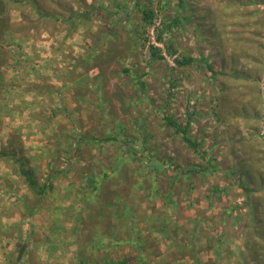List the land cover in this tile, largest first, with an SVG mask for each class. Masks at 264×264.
Listing matches in <instances>:
<instances>
[{"label":"crops","instance_id":"1","mask_svg":"<svg viewBox=\"0 0 264 264\" xmlns=\"http://www.w3.org/2000/svg\"><path fill=\"white\" fill-rule=\"evenodd\" d=\"M198 1L165 0L162 3L160 8L173 11L167 18L170 37L186 38L185 27L198 32L196 27L200 23H196L195 13L191 12L193 4L196 8ZM263 6L259 4L262 10ZM21 21L20 17L15 21L9 19L0 33V152L7 154L0 159V164L7 159H12L13 163L22 161L32 172V162L40 164L42 159L59 162L62 158L64 163L59 162L57 169L56 166L50 167L48 176L41 180L40 185H43L53 175L50 180L52 189L42 199L34 197L22 179V207L8 209L4 212L6 214L0 215V221L3 220L0 222V264H119L124 261L126 264H223L224 259H228L226 264H237V260L230 259L233 257V230L228 219L231 217L235 221L240 217L232 208L231 198H227L229 192L230 196L235 195L232 184H236L245 195L246 215H251V222H255L251 227L256 233L254 239H264V151L248 154L253 163L249 168L242 164L247 153L237 154L241 159L230 165L232 170H237L234 183L225 178L214 180L216 174L210 172L213 166L202 168L192 164L184 167L178 177L173 175V179H168L164 192L160 187L163 178L159 175L163 164L154 159L153 151L149 155L145 153L146 145L151 146L152 141L147 138L144 142L141 125L135 124L132 128L120 120V136H134L124 148L134 149H121L118 159H115L118 154L112 144L93 145L99 138L96 128L89 124V117L96 110L105 112L112 98L100 97L104 85L96 82L100 80L98 77L92 88L90 83L95 73L84 64L60 72L55 70L53 62L58 61L57 57L65 58L55 47L49 50L53 62L43 60V63L41 60L40 70L32 71L35 54L31 48L37 39L47 37V34L32 40L40 33L9 29L10 25ZM103 25L94 23L90 28L94 32L92 35H95V28H103ZM126 35L122 33L121 36L125 38ZM48 36L60 39L63 34ZM61 40L70 46L71 39ZM14 44L18 49L10 50ZM64 63L70 64L65 59ZM48 96H58L61 109L48 114L44 109V99ZM37 125L41 134L38 137L48 134V139L41 143L32 137L35 131L32 127ZM146 156H151L152 163L147 162L149 165L145 167L143 158ZM104 158L108 159L106 163L102 161ZM237 164L240 167H236ZM8 170L10 168L6 167L2 171ZM118 171L130 182L131 197L134 195L140 199L134 207L130 206L126 191L113 193L112 197L109 192L96 196L87 191L86 185L99 180L104 173L107 177L101 183L115 191L121 184L117 186L116 183L122 178L118 177ZM131 182H134L133 187ZM180 183L183 189L177 192L175 189ZM244 188L249 193H245ZM30 195L35 198L33 204ZM163 195V202H166L160 204L159 197ZM149 202L154 208L147 206ZM133 214L135 223L130 221ZM11 217H20L22 223H14L15 219ZM27 218L31 221L29 226L23 221ZM13 237L19 239L12 240ZM258 241L255 240L256 246L253 247L261 246ZM228 247L231 250L228 249L226 258L222 259L221 252ZM258 258L264 264V255Z\"/></svg>","mask_w":264,"mask_h":264},{"label":"rangeland","instance_id":"2","mask_svg":"<svg viewBox=\"0 0 264 264\" xmlns=\"http://www.w3.org/2000/svg\"><path fill=\"white\" fill-rule=\"evenodd\" d=\"M164 1L139 0V6L135 8L132 0H0V19L3 22V31L9 19L15 21L20 17V24L15 22L9 29L40 33L32 40L41 34H47V38L48 34H63L60 39L49 37L52 38L49 39L52 44L50 49L55 47L56 50H61L65 61L70 64L67 66L63 57H57L58 61L54 63V57L49 56L50 53L40 61L53 62V68L58 72L84 64L88 70H94L95 74L93 73L90 83L92 88L95 75L100 77V80H96L104 85V91L99 92L100 97L106 95L112 100L105 107V112L96 110L95 114H90L93 115L89 117V124L96 128V136L99 139L106 136L122 138L119 143L109 142V145L112 144L117 150L115 159L120 158L121 149L128 150L121 141L134 140L133 135L120 136V120H123L132 128L135 124H140L144 142L147 138L152 141L151 146L146 145L145 153L149 155L153 151L156 155L154 159L163 164L164 168H160L159 175L163 178L160 187L164 192L167 180L173 179V175L178 177L185 170L184 167L192 164L202 168L213 166L210 172L216 174L214 180L225 178L234 183L237 170H232L230 165L231 162L241 159L237 154L247 153V158L242 160V164L243 167L246 165L249 168L253 164L249 159V155H252L250 153L264 151V9L259 7V4H264V0H199L196 3L199 8H195L194 4L191 8V12L200 18L197 19L193 15L196 23H200L196 27L198 32L185 27L187 37L184 39L170 37L167 18H170L173 11L160 8ZM34 6L47 18L38 17ZM98 7L101 9H97ZM141 10L153 13L150 23L143 22ZM84 13H88L85 18L74 19L75 22L70 23V16ZM154 21H159V28L151 37L149 33ZM96 22L104 25L103 28L94 27L95 35H92L94 32L90 28ZM108 23L114 28L109 38L105 29ZM122 33L127 34V37H122ZM62 38L71 39L70 46L69 43L65 44ZM12 46L17 47L15 44ZM98 47L103 52L106 50L105 54L110 52L111 56H101L96 60L97 63L85 61L86 54ZM74 51L78 54H73ZM161 53L166 56L178 55L181 60L171 66ZM33 58L35 60L38 55H33ZM185 58H192L194 62L185 66L178 65ZM42 62H39L38 68H34L32 61V71L40 70ZM208 65L211 72L206 68ZM136 77L144 82L145 91L142 95L139 87L133 84L137 80ZM97 96L98 94L95 97ZM45 98L44 109L48 114L61 109L58 96ZM55 99L56 103H53ZM165 115L170 116L181 128L189 124L188 136L199 144L203 155L187 148L181 136L175 135L172 129L165 126ZM209 119L215 121L212 126L207 124ZM60 126L59 124L58 127ZM37 127H32L35 129L32 137L41 143L48 139V134H44L43 138L38 137L37 135L41 134ZM48 137L50 140V136ZM221 148L224 152L219 156ZM145 158L149 164L152 163L151 156ZM107 160L102 159L104 163ZM3 162L0 164V215L6 214L4 212L8 209L21 208L24 196L23 178L19 175L18 163H13L12 159ZM59 162L64 163L62 158ZM59 162H45L44 159L40 164L32 162V172L38 184H42L41 180L48 176L50 167L56 166L57 169ZM149 164L144 165L146 167ZM6 167H9L11 172H3ZM236 167L240 165L237 164ZM26 168L24 166V169ZM128 182L126 180L120 184L115 191L106 184L104 193L109 192V197H112L113 193L126 191L129 195L128 202L134 207L140 199L134 195L131 197L129 193L132 191H129ZM80 184L78 187L82 189ZM131 184L134 185V182ZM182 189L180 183L175 190L181 192ZM29 197L33 204L35 198L32 195ZM179 197L180 195L177 198ZM159 198L160 204L166 202H163L164 195ZM179 203L182 205L181 200ZM147 206L154 208L152 202ZM13 218L14 223H22L20 217H11ZM237 218L235 221L231 217L228 219V225L233 230L232 250L229 247L223 249L220 257L226 258L225 253L229 252V249L233 255L230 259L237 260V264H261L258 257L264 255V239H254L256 233L252 232L251 227L255 222H251V215ZM135 220V215H131V223H135ZM23 221L25 225L31 224L29 218ZM19 237H13L12 240ZM257 239L261 246L253 247L256 246L254 242ZM226 260L228 259L223 260V264H226Z\"/></svg>","mask_w":264,"mask_h":264},{"label":"trees","instance_id":"3","mask_svg":"<svg viewBox=\"0 0 264 264\" xmlns=\"http://www.w3.org/2000/svg\"><path fill=\"white\" fill-rule=\"evenodd\" d=\"M132 1H133V6L135 8H138V6H139V0H132ZM97 9H101V8L98 7ZM34 12L36 13V15L38 17H40L42 19H46L47 18L46 15L43 14V13H41L39 11V9L37 7H35V6H34ZM141 13H142V20H143V22L145 24L150 23V21L152 19V16H153V13L151 11H149V10H141ZM0 15H1V13H0ZM87 15H88V13L70 16L69 17L70 23L75 22L74 19H76V20L77 19H81V18L83 19ZM2 29H3V22H2V19H0V33L2 32ZM105 29L108 31V34H109L108 35V38H109L110 35H112V32L114 31V28L111 27L110 23H108L106 25ZM108 44L109 43H107V45ZM106 49H107V47H106ZM95 50H98V52L95 51ZM107 51L109 52L108 49H107ZM105 52H106V50H105ZM105 52H103L102 50H100V47H98L97 49L94 48V49L91 50V52H89L88 54H86L85 61L91 60V61L97 63L96 60H98L101 56L109 57L110 52H109V54H105ZM110 56H111V54H110ZM110 58H112V57H110ZM193 62H194V60L192 58H185L183 61L179 62L178 65L185 66V65H190ZM206 68L208 69L209 72H211V67L209 65ZM125 72L127 73L128 71H125ZM97 77L100 79V77L99 76H96V75H95L94 78L96 79ZM136 79L137 80H135V82L133 84L134 85H137L139 87V91H140V93L142 95L144 93V91H145L144 82L141 81L139 79V77H136ZM163 120H164L165 126L167 128L172 129V131H173V133L175 135H180L181 136V140L186 145L187 148H189L190 150H192L195 153L202 154L200 152V146H199V144L196 143V142H194L188 136L187 129H188V125L189 124H187L184 128H181L170 116H167V115H165V117H163ZM109 142L119 143V139L117 138V136H115V137L106 136V137H104L102 139H98L96 141V144H93V145H97V144H100V143L105 144V143H109ZM121 143H124L125 145H127V144L131 143V141L124 140V141H121ZM133 149H134L133 147H129L128 148V150H131V151H133ZM5 156H7V154L0 153V159L1 158H4ZM143 160H144V164H146L145 162H147V161L144 158H143ZM16 162H18V166H19V175L23 178V181L26 184L28 190L31 192V194L34 197H37L39 199H42V197L48 191H50L52 189V184L50 183V180L52 179L53 175L50 176V179H48V181L45 184L40 185V184H38L37 180L35 179V177L33 175V172H31V171H29L27 169H24L25 163H23L22 161H16ZM143 166H145V165H143ZM118 173H119V171H118ZM106 177H107V175H106V173H104L103 176H101V178L99 180H97V181L94 180V181L90 182L89 185L87 186V191L89 190L88 191L89 193H94V195H96V196H103L104 189H105V187H104L105 184L101 183V181L102 180H105ZM118 177H122L121 178V181H120L121 184L123 182H125V178L123 177V175L121 173L118 174ZM116 184L118 186L119 182H117ZM133 186L134 185H132L131 187H133ZM240 186L243 187V184H241ZM244 191H245V193H249V191L246 188H244ZM93 204L94 205H98L97 201H93ZM126 263H127V261H124V262L119 263V264H126Z\"/></svg>","mask_w":264,"mask_h":264},{"label":"built area","instance_id":"4","mask_svg":"<svg viewBox=\"0 0 264 264\" xmlns=\"http://www.w3.org/2000/svg\"><path fill=\"white\" fill-rule=\"evenodd\" d=\"M159 28V21H154L153 25L151 26V31H150V36L153 37L155 31ZM51 38H47V37H43L41 38L38 42H36L33 45V48H31V50L33 49L34 54L38 55V58H36L35 60H33V67L34 68H38V64L40 62V59L46 58V55L49 53V50L51 48V41L49 40ZM52 40V39H51ZM152 45L155 46H159L155 43H151ZM14 49H18L17 47H11L10 50H14ZM161 55L166 59V61L169 63V65L173 66L174 63H177L178 61L181 60L180 57H178V55H168L166 56L165 53H161ZM215 123V121L213 119H209L207 120V124L209 126H212ZM192 125V124H191ZM206 141V140H204ZM224 152V149L221 148L219 151V156H222ZM232 192L235 194L232 198L230 196V192L227 193V198L230 199L231 198V204H232V208L235 211V213L242 217L244 215H246L247 210H246V198L245 195L243 193V191L236 186V184H232Z\"/></svg>","mask_w":264,"mask_h":264}]
</instances>
